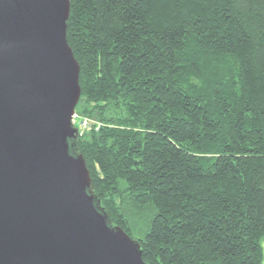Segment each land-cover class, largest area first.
<instances>
[{"label":"trees","instance_id":"1","mask_svg":"<svg viewBox=\"0 0 264 264\" xmlns=\"http://www.w3.org/2000/svg\"><path fill=\"white\" fill-rule=\"evenodd\" d=\"M94 192L146 264H264V0H70Z\"/></svg>","mask_w":264,"mask_h":264},{"label":"water","instance_id":"2","mask_svg":"<svg viewBox=\"0 0 264 264\" xmlns=\"http://www.w3.org/2000/svg\"><path fill=\"white\" fill-rule=\"evenodd\" d=\"M70 0H0V264H146L94 192Z\"/></svg>","mask_w":264,"mask_h":264},{"label":"built area","instance_id":"3","mask_svg":"<svg viewBox=\"0 0 264 264\" xmlns=\"http://www.w3.org/2000/svg\"><path fill=\"white\" fill-rule=\"evenodd\" d=\"M73 123L78 129L79 137H82L91 130H99L100 127L102 126L101 123L94 121L90 118L80 116L77 113L73 118Z\"/></svg>","mask_w":264,"mask_h":264},{"label":"rangeland","instance_id":"4","mask_svg":"<svg viewBox=\"0 0 264 264\" xmlns=\"http://www.w3.org/2000/svg\"><path fill=\"white\" fill-rule=\"evenodd\" d=\"M79 115V114H78ZM81 116V115H80ZM95 121V120H94ZM262 246H263V250H264V239L262 240Z\"/></svg>","mask_w":264,"mask_h":264}]
</instances>
